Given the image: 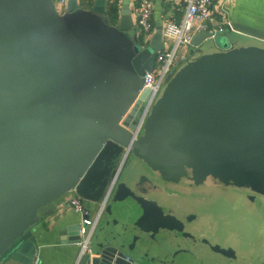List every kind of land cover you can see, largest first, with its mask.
I'll return each instance as SVG.
<instances>
[{"label": "water", "instance_id": "water-1", "mask_svg": "<svg viewBox=\"0 0 264 264\" xmlns=\"http://www.w3.org/2000/svg\"><path fill=\"white\" fill-rule=\"evenodd\" d=\"M106 12L76 0L64 13L52 0H0V258L33 264L37 210L69 192L101 207L111 194L136 205L124 182L115 185L129 155L171 181L264 198V44H232L228 30L195 33L137 134L151 96L142 76L163 49L162 27L142 45L128 5L115 24ZM234 28L264 41V30ZM141 210L139 221L187 252L221 253L163 225L159 209ZM64 231L78 245L79 223ZM126 242L102 236L80 264H145Z\"/></svg>", "mask_w": 264, "mask_h": 264}, {"label": "crops", "instance_id": "crops-1", "mask_svg": "<svg viewBox=\"0 0 264 264\" xmlns=\"http://www.w3.org/2000/svg\"><path fill=\"white\" fill-rule=\"evenodd\" d=\"M52 1L59 13H64L66 11L69 0ZM76 1L79 7L85 10H90L92 7H96L99 11L103 12V8H105V6L107 7V10L109 7L107 0ZM122 5H128L132 20L135 23L133 34H136V37H138L141 31L136 24L137 13L135 11V0H120L117 6L120 9ZM210 11L216 18V28L222 26L223 21L227 19L233 26L241 24L264 30V0H211ZM182 14L183 5L179 0H154L152 13L154 31L147 36V41L144 39V42L149 43L154 33L159 28L163 27L167 22L180 21ZM103 15L106 16V13H103ZM225 31L226 30L220 34L225 33ZM226 36L232 44L236 45H242L238 42V37L240 36V38H243L246 41L244 42L246 44L243 45H259L255 43L264 44L263 40L256 39L238 31L228 30ZM163 43L166 45L165 42ZM146 167L147 166L144 163L136 158L130 169V174L133 175V178L124 182L127 187L130 183L135 182L138 176L146 174ZM121 170L122 168L120 169V173ZM120 173L117 177L116 183L119 181ZM74 194L75 193L73 191L69 192V194L62 196L54 202L40 207L37 210L36 222L32 226V233L35 238L36 246V256L33 264H80V247L79 245L70 242L69 234L64 231L68 225L80 222V215L66 204L68 198ZM111 196L112 194L102 207L100 203L91 202L92 206L96 207L95 210L92 209L93 212L91 213L95 216H99L98 222L90 239L91 253L93 252V248L96 246L99 239L104 236L109 239L117 237L123 240L125 239L128 241V243L126 242L127 245H129V242L133 243L134 247H132L134 250L130 248L129 254L135 256L136 259L142 260L145 264H161L163 262L164 254L167 253V251L163 252V249L168 250L169 255L172 257L169 259V262H173L174 264L179 263L180 258L187 263L193 264L194 260L189 254L196 258L197 264H233L235 263V260L237 262L236 264H241L240 262H242L244 258L248 257L245 253V248L247 247H244L245 244L244 246H234V244L230 243L227 238L226 240H223V243L213 239L206 244L211 246L213 243H217L215 245L219 246L223 252L226 251V249H230L227 247L233 245L236 249L237 255L234 262L230 261L231 258L226 254L216 255L209 253V256L206 255L205 257L198 258L195 253H190L189 251L187 252L183 249V246L179 247L173 243H162L161 233L156 231L150 230L148 235H146L147 237H145L144 234L141 233V230H149L150 228L147 227L149 223L139 221V213L136 208L138 207V209L143 210L153 205L148 200L147 196L144 194L137 196V199H135V203L137 204L134 206L127 203H113ZM141 198L143 203L142 205L138 204V201ZM85 205L88 207L86 203ZM159 211L163 213L162 209H159ZM161 215L160 218L163 219V214ZM144 218L147 219L148 215L146 214ZM127 247L128 246H126V249ZM131 251L135 252L131 254ZM0 264L23 263H21L18 258L7 257L0 258Z\"/></svg>", "mask_w": 264, "mask_h": 264}, {"label": "built area", "instance_id": "built-area-1", "mask_svg": "<svg viewBox=\"0 0 264 264\" xmlns=\"http://www.w3.org/2000/svg\"><path fill=\"white\" fill-rule=\"evenodd\" d=\"M107 1L109 4L116 5L120 2V0ZM179 1L183 5L182 17L180 21H169L162 27V38L166 45L163 46L162 50L157 52L153 68L142 76L143 88L149 89L151 96L141 111L137 125L139 130L137 134L140 133L150 107L158 97L167 75L179 63H183L190 56L193 35L202 31H213L217 34L224 30L238 31L227 19L223 21L222 26L215 27L216 18L210 11L211 0ZM135 3V11L137 13L136 24L147 41V36L154 31L152 23L154 0H135ZM145 43L147 44V42ZM67 206L80 215V241L78 243L80 254L91 253L90 239L99 216L92 214L89 208L86 207L85 201L76 194L68 198Z\"/></svg>", "mask_w": 264, "mask_h": 264}, {"label": "flooded vegetation", "instance_id": "flooded-vegetation-1", "mask_svg": "<svg viewBox=\"0 0 264 264\" xmlns=\"http://www.w3.org/2000/svg\"><path fill=\"white\" fill-rule=\"evenodd\" d=\"M115 166L116 162L111 163L112 170L115 168ZM145 170V175L138 176L135 182L128 185V188L134 193L133 197L139 196L140 194L146 195L148 200L153 204L151 207H147V209L163 210V225L173 223V225L181 226L183 230L194 237L193 240L196 243L206 244L207 242L209 243V241L216 239L214 238L215 236L217 237L216 232H220V229H218V221L216 220V218L214 219V217L210 214L206 215V211H204L206 209H199V206L201 204H204V202L207 201L209 205L211 197H215L212 192V185L181 184L163 178L162 176L153 172L149 167H146ZM213 186L217 187L219 185ZM239 190H244L246 192L243 196V199L246 198L248 203L249 201H255L256 197L258 196V194L248 191L247 189ZM257 210L258 209H245V213L252 216L253 212L258 213ZM203 223H205V227H203ZM235 233V230H229L227 232V239H229L230 243L237 246H244V244V247L247 246L245 248V253L248 257L244 258V260L240 263L264 264V249L262 248L264 244L263 230H259L261 239H253V233L249 242H247L248 238L246 236L239 234L237 237ZM161 236L163 237V241L167 239L169 240L168 242H171V233L163 231ZM243 238L246 240H244ZM215 244L217 243H213V245ZM248 244H251L252 246ZM227 248L230 249H226L225 254L231 258L230 261L234 262V260L236 259L235 257L237 256L236 249L235 247H233V245ZM209 253L216 254L215 252L212 253V251H209ZM195 254L196 256H206V252L202 247L199 248V250H197V253L195 252ZM217 254H219V252ZM236 263L237 262L235 260V263L233 264Z\"/></svg>", "mask_w": 264, "mask_h": 264}, {"label": "rangeland", "instance_id": "rangeland-1", "mask_svg": "<svg viewBox=\"0 0 264 264\" xmlns=\"http://www.w3.org/2000/svg\"><path fill=\"white\" fill-rule=\"evenodd\" d=\"M217 36H220V34H217ZM235 37H237V36H235ZM240 37H238V42H240V44H242V45L246 44V43H244L246 41ZM255 44L263 45L262 43H255ZM163 87H164V85L161 87V90H160L158 96L160 95ZM135 160H136V158L133 155H129V157L127 158V160L125 161V163L122 167L118 182H125V181L133 178V175L130 174V169H131L132 164L135 162ZM212 190H213L212 192H213L215 197H211L209 205H208V202L206 201V202H204V204H201L199 206V209H206V210H204V211H206L205 212L206 215L210 214L211 216L214 217V219L216 218V220L218 221V223H219L218 229H220L219 230L220 232L217 231L216 232L217 237L216 236L214 237V235H213V237L216 238V240L221 241V243H223V240H226V238H227V232L229 230H235V232H236L235 234L237 235V237L239 234H242L248 238L247 242L250 241L251 235L253 233H254L253 239H256V238L261 239V236L259 234V230L262 229L263 233H264V198L262 196L258 195L256 197L255 201H249V203H248L246 198H244L245 200L243 199V196L246 192L244 190H239V188L231 186V185L217 186V187L212 185ZM67 194H69V193H67ZM210 194H211V192H210ZM201 198H205V197H201ZM85 203L87 204V206L91 212H93L92 209H94V210L96 209L95 206H92L91 202L85 201ZM136 209H138V207ZM245 209H258L257 210L258 213L253 212L252 216H250L249 214L245 213ZM246 211H249V210H246ZM203 227H205V223H203ZM149 231H150V229L149 230L148 229H142L141 233L144 235H148ZM244 240H246V239H244ZM245 243H246V241H245ZM248 245H251V244H248ZM170 248H171V246H170ZM262 248L264 249V244H263ZM262 248H259V249H262ZM132 249H133V247H132ZM166 251H167V253L164 254L163 262L161 264H174L173 262H171V263L169 262V259L172 257L169 255L168 250L163 249V252H166ZM134 252L135 251H131L130 253L132 254ZM220 254L223 255L222 250H221ZM189 255L194 260L193 264H197L196 258L191 254H189ZM150 259H153V258H150ZM172 261H173V259H172ZM177 264H190V263H187L180 258V262Z\"/></svg>", "mask_w": 264, "mask_h": 264}, {"label": "trees", "instance_id": "trees-1", "mask_svg": "<svg viewBox=\"0 0 264 264\" xmlns=\"http://www.w3.org/2000/svg\"><path fill=\"white\" fill-rule=\"evenodd\" d=\"M119 7L116 4H109L108 10L106 12V18L110 24H115L118 17ZM138 42L142 45H146L144 42V34L140 32Z\"/></svg>", "mask_w": 264, "mask_h": 264}]
</instances>
